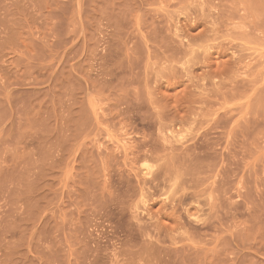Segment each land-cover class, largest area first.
<instances>
[{"label": "rangeland", "instance_id": "obj_1", "mask_svg": "<svg viewBox=\"0 0 264 264\" xmlns=\"http://www.w3.org/2000/svg\"><path fill=\"white\" fill-rule=\"evenodd\" d=\"M0 264H264V0H0Z\"/></svg>", "mask_w": 264, "mask_h": 264}, {"label": "bare ground", "instance_id": "obj_2", "mask_svg": "<svg viewBox=\"0 0 264 264\" xmlns=\"http://www.w3.org/2000/svg\"><path fill=\"white\" fill-rule=\"evenodd\" d=\"M195 2V1H194ZM240 2V1H239ZM203 3V2H202ZM202 16V15H201ZM198 19V18H197ZM220 22V21H219ZM200 23V22H199ZM215 27V26H214ZM215 34V33H214ZM213 35V34H212ZM243 35H244V33H243ZM178 42V41H177ZM183 43V42H182ZM175 44V43H174Z\"/></svg>", "mask_w": 264, "mask_h": 264}]
</instances>
